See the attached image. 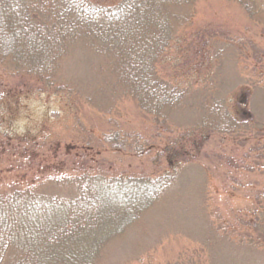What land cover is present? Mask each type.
I'll return each mask as SVG.
<instances>
[{
    "label": "trees",
    "instance_id": "trees-1",
    "mask_svg": "<svg viewBox=\"0 0 264 264\" xmlns=\"http://www.w3.org/2000/svg\"><path fill=\"white\" fill-rule=\"evenodd\" d=\"M198 1L0 0V69L18 79L22 91L66 93L68 54L77 47L89 50L103 60L104 91L110 94L103 110L129 99L157 133H175L174 113L188 92L159 69L179 46L180 28L192 22ZM227 1L252 19L264 8V0ZM91 101L100 110L97 99ZM229 103L218 96L193 128L179 129L164 145L141 131L111 129L92 136L95 155L104 158L97 167H76L78 172L52 174L35 162L36 145L18 148L27 152L23 159L30 167H38L30 175L37 178L0 189V264H106L112 246L177 190L180 168L201 164L209 143H222L247 127L253 114ZM111 154L118 162L106 166ZM143 158L150 166H127Z\"/></svg>",
    "mask_w": 264,
    "mask_h": 264
},
{
    "label": "rangeland",
    "instance_id": "rangeland-1",
    "mask_svg": "<svg viewBox=\"0 0 264 264\" xmlns=\"http://www.w3.org/2000/svg\"><path fill=\"white\" fill-rule=\"evenodd\" d=\"M258 15L249 18L227 0L198 1L192 22L180 28L179 46L159 69L188 92L174 113L175 133H157L129 99L103 110L110 97L103 60L89 50L77 47L68 54L66 93L22 91L18 79L0 69V189L36 181L30 175L38 167H30L23 159L27 152L18 148L36 145L35 162L52 174L78 172L76 167L96 166L104 158L95 155L90 137L123 129L156 135L164 145L179 129L193 128L219 96L253 114L247 127L209 143L201 164L180 168L177 190L112 246L106 264H264V8ZM111 160L117 163L118 156L109 155L106 166ZM147 165L143 158L127 166Z\"/></svg>",
    "mask_w": 264,
    "mask_h": 264
}]
</instances>
